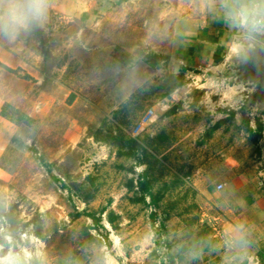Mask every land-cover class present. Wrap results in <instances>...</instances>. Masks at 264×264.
Masks as SVG:
<instances>
[{"label": "rangeland", "instance_id": "374dc122", "mask_svg": "<svg viewBox=\"0 0 264 264\" xmlns=\"http://www.w3.org/2000/svg\"><path fill=\"white\" fill-rule=\"evenodd\" d=\"M189 2L46 9L0 32V264H264V50L174 67ZM109 132L143 149L121 155Z\"/></svg>", "mask_w": 264, "mask_h": 264}, {"label": "crops", "instance_id": "0c3cea01", "mask_svg": "<svg viewBox=\"0 0 264 264\" xmlns=\"http://www.w3.org/2000/svg\"><path fill=\"white\" fill-rule=\"evenodd\" d=\"M108 1L111 0H46V9H55L66 16L82 15ZM255 2L256 0H198V4L186 3L185 12L173 24V45L169 63L174 67L203 68L262 49L253 44L250 38L263 43L264 38L252 36L243 25L252 13ZM259 10L264 15V0L261 1ZM258 101L264 104V98ZM262 124L264 127L263 121ZM238 181L241 186L251 183L250 179ZM260 182L264 184V181ZM253 203H246L243 212L250 210ZM262 219L264 220V216L260 217ZM233 221V226L238 225L235 219ZM248 222L250 223L249 220ZM260 226L262 231L259 234H264V222ZM97 263L94 260L76 259L69 264Z\"/></svg>", "mask_w": 264, "mask_h": 264}, {"label": "clouds", "instance_id": "9594fccd", "mask_svg": "<svg viewBox=\"0 0 264 264\" xmlns=\"http://www.w3.org/2000/svg\"><path fill=\"white\" fill-rule=\"evenodd\" d=\"M45 14L46 0H0V32L15 34L41 24ZM262 24V20L251 21L253 28Z\"/></svg>", "mask_w": 264, "mask_h": 264}, {"label": "trees", "instance_id": "16d2710c", "mask_svg": "<svg viewBox=\"0 0 264 264\" xmlns=\"http://www.w3.org/2000/svg\"><path fill=\"white\" fill-rule=\"evenodd\" d=\"M2 63V62H1ZM8 69L12 70V68L4 63H2ZM263 124L259 123V129L262 130ZM103 139L114 144L118 148V153L121 155L126 156H137L139 149H143L142 144L140 141L135 137H130L122 132L114 134L113 132H109L106 136H103ZM139 158V157H138ZM140 159V158H139ZM140 161H143L141 159ZM139 187L142 190V197L141 199L144 200L146 198V194H148L153 202H157L160 199V195L156 194L153 190L152 180L149 178L148 169L143 172L141 179L139 181ZM85 199L89 198V195L84 196ZM80 215L81 212H78ZM95 223H99L100 218L94 214H91Z\"/></svg>", "mask_w": 264, "mask_h": 264}, {"label": "built area", "instance_id": "2783aa9c", "mask_svg": "<svg viewBox=\"0 0 264 264\" xmlns=\"http://www.w3.org/2000/svg\"><path fill=\"white\" fill-rule=\"evenodd\" d=\"M262 0H256L255 4H254V9L252 10V13L250 14V16L248 17V19L246 20V22L243 24L245 25V27H247L248 31L250 32V34L252 36H258L260 38H264V24H262L261 26L257 27V28H253L251 25V21L253 19H257V20H262L264 21V15H262L260 13L259 10V6ZM152 112V111H151ZM147 117L148 114H146L142 120L139 122L137 128H140L142 125H144L147 121ZM224 183L220 182L217 184V189L221 190L224 188Z\"/></svg>", "mask_w": 264, "mask_h": 264}, {"label": "water", "instance_id": "95a60500", "mask_svg": "<svg viewBox=\"0 0 264 264\" xmlns=\"http://www.w3.org/2000/svg\"><path fill=\"white\" fill-rule=\"evenodd\" d=\"M250 38V37H249ZM250 40L252 41L253 44H255L256 46L262 48L264 50V43L261 41H258L254 38H250Z\"/></svg>", "mask_w": 264, "mask_h": 264}]
</instances>
